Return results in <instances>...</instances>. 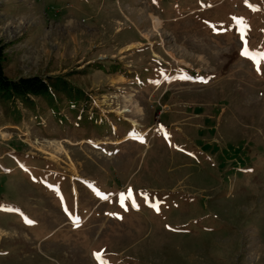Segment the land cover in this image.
<instances>
[{
	"label": "rangeland",
	"instance_id": "374dc122",
	"mask_svg": "<svg viewBox=\"0 0 264 264\" xmlns=\"http://www.w3.org/2000/svg\"><path fill=\"white\" fill-rule=\"evenodd\" d=\"M246 25L264 52V0H0L5 76L48 87H0V264H264Z\"/></svg>",
	"mask_w": 264,
	"mask_h": 264
},
{
	"label": "trees",
	"instance_id": "16d2710c",
	"mask_svg": "<svg viewBox=\"0 0 264 264\" xmlns=\"http://www.w3.org/2000/svg\"><path fill=\"white\" fill-rule=\"evenodd\" d=\"M4 58V47L0 45V87L8 89L9 86L13 92L20 95H29L42 93L47 90L45 78L32 75L29 77H20L16 81H10L4 74L2 69V60Z\"/></svg>",
	"mask_w": 264,
	"mask_h": 264
},
{
	"label": "snow or ice",
	"instance_id": "6c2138e0",
	"mask_svg": "<svg viewBox=\"0 0 264 264\" xmlns=\"http://www.w3.org/2000/svg\"><path fill=\"white\" fill-rule=\"evenodd\" d=\"M155 2V0H154ZM247 25L245 26V29L244 31L241 33V40L244 42V48L241 52V55H243L244 57L246 58H251L254 63H255V66H256V70L258 73H260L261 69H260V64H261V61H264V52H256V53H251L248 46H247V40H246V33H247ZM123 199L124 197L122 196L121 198V202L123 203ZM27 223H33V221H30V220H26ZM97 259H101V254L97 253L95 254ZM101 264H107L106 261H101Z\"/></svg>",
	"mask_w": 264,
	"mask_h": 264
},
{
	"label": "bare ground",
	"instance_id": "6f19581e",
	"mask_svg": "<svg viewBox=\"0 0 264 264\" xmlns=\"http://www.w3.org/2000/svg\"><path fill=\"white\" fill-rule=\"evenodd\" d=\"M135 44H129V46L130 47H132V46H134ZM134 123H133V125L135 126V125H137L136 123H135V121H133Z\"/></svg>",
	"mask_w": 264,
	"mask_h": 264
},
{
	"label": "flooded vegetation",
	"instance_id": "af4514ba",
	"mask_svg": "<svg viewBox=\"0 0 264 264\" xmlns=\"http://www.w3.org/2000/svg\"><path fill=\"white\" fill-rule=\"evenodd\" d=\"M179 71V69L176 71V73ZM164 79H165V77H164ZM176 79V78H175ZM178 79H180V78H178ZM177 80V79H176ZM142 131H145L144 129L142 130ZM141 132V131H140ZM147 133H148V131H147Z\"/></svg>",
	"mask_w": 264,
	"mask_h": 264
}]
</instances>
